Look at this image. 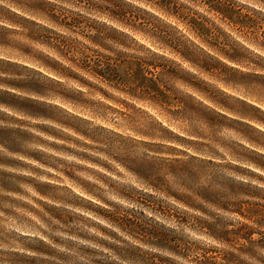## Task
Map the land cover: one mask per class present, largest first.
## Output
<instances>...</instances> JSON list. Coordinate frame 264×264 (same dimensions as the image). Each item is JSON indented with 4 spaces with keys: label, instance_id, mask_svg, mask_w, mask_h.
Here are the masks:
<instances>
[{
    "label": "clouds",
    "instance_id": "clouds-1",
    "mask_svg": "<svg viewBox=\"0 0 264 264\" xmlns=\"http://www.w3.org/2000/svg\"><path fill=\"white\" fill-rule=\"evenodd\" d=\"M0 264H264V0H0Z\"/></svg>",
    "mask_w": 264,
    "mask_h": 264
}]
</instances>
